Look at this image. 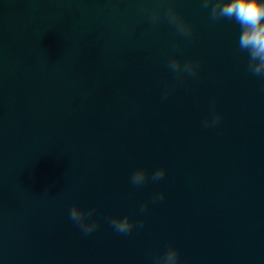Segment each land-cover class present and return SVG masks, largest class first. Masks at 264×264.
Listing matches in <instances>:
<instances>
[{
	"label": "water",
	"instance_id": "1",
	"mask_svg": "<svg viewBox=\"0 0 264 264\" xmlns=\"http://www.w3.org/2000/svg\"><path fill=\"white\" fill-rule=\"evenodd\" d=\"M170 2L190 38L151 22L169 0H0V264H155L170 247L264 264V78L234 20ZM176 58L197 73L177 79ZM75 205L96 209L91 234ZM128 215L143 227L117 233Z\"/></svg>",
	"mask_w": 264,
	"mask_h": 264
},
{
	"label": "clouds",
	"instance_id": "2",
	"mask_svg": "<svg viewBox=\"0 0 264 264\" xmlns=\"http://www.w3.org/2000/svg\"><path fill=\"white\" fill-rule=\"evenodd\" d=\"M202 8L208 10L210 19L217 21L220 19L234 20L241 28V34L238 39V46L242 52L248 55V70L254 76L264 78V0H200ZM151 22L158 24L162 19L173 26L176 32L190 38L193 33L192 25L185 17L171 5L166 8L155 9L151 14ZM168 67L170 71L182 80L185 75L194 76L199 68L198 63L194 61L183 62L180 59H172ZM169 92L166 89L163 99H166ZM213 108L215 101H212ZM222 114L216 112L210 118L203 122V126L214 127L219 124ZM167 168L160 167L152 173L151 179L159 181L166 175ZM148 180V170L144 168L137 169L131 177V183L134 186H141ZM165 193H157L152 202L163 201ZM148 209L146 202L140 208L144 213ZM96 209H85L79 205L73 206L69 211V218L75 222L84 235H89L96 230L98 223L89 218L95 214ZM111 227L120 234H129L133 228H142L144 220L135 221L131 215L115 216L110 220ZM155 264H180V250L176 247H170L163 255L158 256Z\"/></svg>",
	"mask_w": 264,
	"mask_h": 264
}]
</instances>
